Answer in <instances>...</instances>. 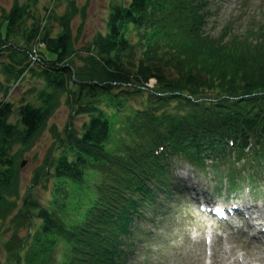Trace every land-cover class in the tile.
Masks as SVG:
<instances>
[{"label":"trees","instance_id":"trees-1","mask_svg":"<svg viewBox=\"0 0 264 264\" xmlns=\"http://www.w3.org/2000/svg\"><path fill=\"white\" fill-rule=\"evenodd\" d=\"M32 1L14 2L0 21V225L9 231L0 264H127L135 242L151 237L137 224L170 192L172 159L233 189L264 180V17L211 35V0H123L106 32L78 45V8L43 22ZM24 79L43 82L41 106L21 102L13 122L6 97ZM59 98L87 119L79 130L51 128L29 187L48 180L50 196L41 204L29 190L18 207L19 160Z\"/></svg>","mask_w":264,"mask_h":264},{"label":"rangeland","instance_id":"rangeland-1","mask_svg":"<svg viewBox=\"0 0 264 264\" xmlns=\"http://www.w3.org/2000/svg\"><path fill=\"white\" fill-rule=\"evenodd\" d=\"M123 0H35L39 14L50 8V15L64 13L72 3L79 9L73 18L71 26L74 35L80 32V41H90L98 33L106 32V20L111 5ZM14 2L18 4L32 3V0H0V21ZM264 17V0H211L210 12L207 16L205 31L217 35L224 26L229 25L235 34L243 33L251 24L257 23ZM52 34L58 32V27L51 22ZM151 85V84H150ZM44 89L43 82L37 79H24L14 84L6 97L13 104L12 121H17L16 108L21 102L33 106H41L40 92ZM86 115L73 116L64 98H59L58 106L54 109L47 122V129L29 151L23 152L20 162L21 199L30 190V196L39 203H46L50 196V182L43 179L41 184L29 188L34 170L40 166L53 145L51 128L58 132L71 123L79 130ZM23 162V165L21 163ZM172 179L174 180L168 195H158V206L146 213L148 221H140L137 225L143 235L149 233L150 238L137 241L133 251L129 250L127 264H264V238L254 237L252 221L232 220L229 223H219L205 214L198 212L192 193L202 195L210 201H240L252 206L253 216L264 217V183L255 188V194L261 198H251L248 189L242 185L227 198V190L222 188L223 179L215 178L200 170H192L183 161H172ZM243 175V174H242ZM244 177V176H243ZM245 178V177H244ZM223 185V184H222ZM29 193V192H28ZM170 207V208H169ZM158 220L157 224L154 220ZM155 224V225H154ZM40 221L34 220L32 228H38ZM0 242L9 235L6 224L0 225ZM27 228L19 232L24 236ZM210 235L212 242L209 246L204 238ZM207 249L209 257L206 256ZM0 252L2 253L1 249Z\"/></svg>","mask_w":264,"mask_h":264},{"label":"water","instance_id":"water-1","mask_svg":"<svg viewBox=\"0 0 264 264\" xmlns=\"http://www.w3.org/2000/svg\"><path fill=\"white\" fill-rule=\"evenodd\" d=\"M21 165H23V162L21 163Z\"/></svg>","mask_w":264,"mask_h":264}]
</instances>
